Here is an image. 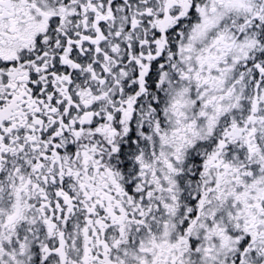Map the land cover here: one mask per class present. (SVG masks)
Returning <instances> with one entry per match:
<instances>
[{"label":"snow or ice","instance_id":"1","mask_svg":"<svg viewBox=\"0 0 264 264\" xmlns=\"http://www.w3.org/2000/svg\"><path fill=\"white\" fill-rule=\"evenodd\" d=\"M0 264H264V0H0Z\"/></svg>","mask_w":264,"mask_h":264}]
</instances>
